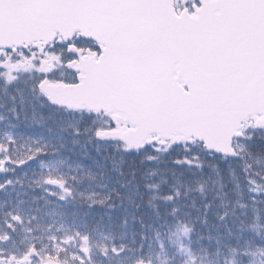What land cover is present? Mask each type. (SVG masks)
<instances>
[{
    "label": "snow or ice",
    "instance_id": "6c2138e0",
    "mask_svg": "<svg viewBox=\"0 0 264 264\" xmlns=\"http://www.w3.org/2000/svg\"><path fill=\"white\" fill-rule=\"evenodd\" d=\"M0 264H264V0H0Z\"/></svg>",
    "mask_w": 264,
    "mask_h": 264
}]
</instances>
